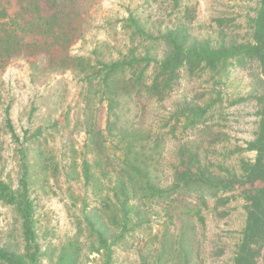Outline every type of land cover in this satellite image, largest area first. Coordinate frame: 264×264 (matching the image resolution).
<instances>
[{"label": "rangeland", "instance_id": "rangeland-1", "mask_svg": "<svg viewBox=\"0 0 264 264\" xmlns=\"http://www.w3.org/2000/svg\"><path fill=\"white\" fill-rule=\"evenodd\" d=\"M173 3L89 2L67 66L45 55L0 58V180L14 189L25 180L38 264H232L245 226L239 191L168 188L184 169L227 179L254 160L245 148L259 118L250 70L182 69L164 99L131 88L109 113L98 78H87L94 68L71 62L159 61L160 37L174 28L211 46L251 40L258 0ZM5 5L16 10L15 0ZM153 68L143 61L135 73L149 84ZM22 223L0 201V247L27 252ZM256 264H264V250Z\"/></svg>", "mask_w": 264, "mask_h": 264}, {"label": "trees", "instance_id": "trees-1", "mask_svg": "<svg viewBox=\"0 0 264 264\" xmlns=\"http://www.w3.org/2000/svg\"><path fill=\"white\" fill-rule=\"evenodd\" d=\"M92 1L15 0L16 10L10 12L5 4H9L11 0H0V58L8 60L14 57L45 55L50 64L57 60L67 66L68 48L81 33L84 24L82 14ZM258 2L256 15L252 19L251 40L247 42L211 46L205 39H191L185 30L174 28L160 37L165 53L159 61L145 56L133 57L129 61L118 59L109 63L97 60L91 65L86 63L83 57L75 56L71 59L72 63L82 66L88 64L94 68L92 77L88 73L87 78H98L109 113L115 106V97L123 91L129 92L131 88L137 93L144 89L151 97L164 99L174 88L182 69L190 72L208 69L214 74H220L229 64H234L250 70L253 87L258 91L256 98L259 118L254 138L246 142L245 148L255 151L254 160L242 162L239 175H229L227 179L206 175L205 169L198 168L193 172L191 169H184L175 173L174 186L168 188V193H174V187L182 184L184 190L196 193L206 191L211 195H216L218 191H239L244 200L245 226L232 264H256L263 256L264 250V0ZM179 5L180 0H174L173 7ZM57 52L64 57L55 59ZM143 61L154 62L149 84L143 83V71L135 73L137 65ZM126 70L131 72L132 76L126 77ZM186 112L177 111L174 116ZM188 112L195 117L196 109H189ZM134 140L137 141L136 138ZM131 145L133 144L130 143ZM135 170L142 173V167L135 166ZM146 176L147 173L142 178L146 179ZM24 181H21L19 188L14 189L0 180V201L12 206L20 215L28 244L24 254L0 247V262L5 264H38V246L33 231V207ZM150 189L158 194L166 191L152 185ZM31 248L32 251H29Z\"/></svg>", "mask_w": 264, "mask_h": 264}]
</instances>
